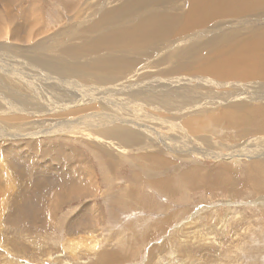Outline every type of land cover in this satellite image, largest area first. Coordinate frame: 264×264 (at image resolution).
<instances>
[{
  "label": "bare ground",
  "instance_id": "1",
  "mask_svg": "<svg viewBox=\"0 0 264 264\" xmlns=\"http://www.w3.org/2000/svg\"><path fill=\"white\" fill-rule=\"evenodd\" d=\"M82 1L76 5L80 6ZM3 6L7 21L0 17V144L8 137L21 141L24 136L35 142L28 143L29 150L17 141L12 142L13 146H0V161H9L14 170L19 167V173L30 184L25 194L28 205L36 195L60 196L68 190L66 193L75 198L78 192L90 194L101 189L99 175L95 176L86 156L78 154L75 159L74 154L80 164L42 159L37 144L55 132H88L97 138V143L91 146L85 142L101 152L98 156L112 169L119 165L118 158L106 157L104 151L121 153L120 149L126 151L142 139L141 133L128 126L130 123L146 131L150 138L176 144L183 151L217 158H264V136L260 130L252 137L249 135L247 145L233 154L209 150L202 146L200 136L196 139L193 135L209 122L242 129L252 125L254 129L264 127V121L256 123L264 120V108L260 107L264 105V0H98L93 8H87L93 10L88 13V24L83 26L80 16L79 22L69 21L68 32L72 34L59 37L52 45L56 50L45 46L50 35L38 37L40 33L33 23L24 29L19 27L24 22L16 21V6ZM10 23L17 26L12 34ZM217 31L219 34L206 37V33ZM178 56L184 58L186 70L178 71L169 61L172 58L179 62ZM159 65L166 68L161 71ZM168 67L174 73L164 74ZM33 79H42V87L54 89L57 99L41 95L39 87L30 82ZM178 88L184 95H191L187 99L195 101L189 106L169 108ZM9 93L19 97L18 103L12 102ZM223 102L235 105V111L244 107L249 117L231 110L217 114L210 110ZM162 107L169 109L163 111ZM5 109L14 112L17 123H13V114ZM59 114L63 117L54 123L46 125L44 120L40 121L32 131L25 127L33 124L28 121L32 118L57 119ZM107 135L117 141L105 140ZM139 179L151 186L159 185L165 193L173 191L171 182ZM134 182L139 183L137 178ZM135 183L134 189L126 190L125 197L136 192ZM192 185L196 186L194 179ZM263 186L264 179L257 183L259 189ZM15 207L19 210L18 221L24 222L31 212L20 208L21 205ZM71 228L69 233L73 232ZM73 239L65 247L72 249L73 254L78 248L83 251L86 243ZM113 258L119 260L113 254L106 256V260Z\"/></svg>",
  "mask_w": 264,
  "mask_h": 264
},
{
  "label": "rangeland",
  "instance_id": "2",
  "mask_svg": "<svg viewBox=\"0 0 264 264\" xmlns=\"http://www.w3.org/2000/svg\"><path fill=\"white\" fill-rule=\"evenodd\" d=\"M35 1L0 0V17L7 21L4 13L6 7L3 5L11 3L12 8L16 6L20 9L17 13L14 7L16 21L24 22V26L19 27L24 29L33 23V28L40 33L38 37L50 35L45 46L53 50L56 49L52 45L59 37L72 34L68 32L69 21L77 19L75 21L79 22L80 16L82 25L88 24V13L93 10L87 8H93L98 2L83 0L84 3L79 6L76 5L79 0ZM15 27L14 23H10L11 34ZM63 31L67 34L61 33ZM217 34L219 31L206 33V37ZM178 60L169 59L178 71L186 70L184 58L178 56ZM158 68L162 71L166 65H159ZM167 69L163 71L164 74L174 73L169 67ZM21 73L25 75L22 69ZM30 82L39 87L41 95L57 99L54 89L47 91L42 87V79ZM178 89L172 99L175 101L169 108L189 106V103L195 101L194 98L187 99L191 95H184V91ZM7 96L12 102L18 103V96L12 93ZM252 102L251 105L260 101ZM233 106L228 102L217 103L210 110L216 114L231 110L248 116L244 107L235 111ZM260 107L264 108V105ZM169 108L162 107L163 111ZM5 110L13 114L11 119L17 123L14 112ZM62 117L61 114L57 119L35 117L28 120L33 124L25 127L27 131H32L40 121L44 120L48 125ZM263 121L260 119L256 123L263 124ZM128 126L141 133L142 139L138 145L129 146L126 151L120 149L121 153L104 151L106 157L113 155L118 158L119 165L113 169L98 156L101 152L91 147L92 144L96 145L97 138L88 132H55L37 144L42 159L53 160L55 163L69 160L80 164L75 160L79 158L78 154L86 156L101 182V189L95 193L78 192L75 198L70 196V192L66 193L68 190L60 196L59 193L52 197L36 195L31 198V205H28L25 194L30 184L19 173V167L14 170L9 161H0V264H264V189L257 187V183L264 179V158L200 155L183 151L176 144H169L162 139H152L146 131L131 123ZM226 126L219 122H209L193 135L196 139L200 136L199 141L203 147L215 150L216 153L231 154L244 148L257 131L260 130L264 136V127L254 129L252 125L242 129ZM24 137H21V141L8 137L0 146H13L12 142L17 141L29 150L28 143L35 141ZM105 140L117 141V138L107 135ZM159 150L165 152L156 154ZM74 154L77 155L75 159ZM186 174L191 175L189 177ZM146 177L156 182L159 179L171 182L169 186L173 191L165 193L159 185L151 186L147 181L141 182L139 179ZM136 178L139 183L134 182ZM193 179L196 181L195 187L192 185ZM34 180L32 178L31 182ZM134 183L136 192L132 191L130 198L125 197L128 188L134 189ZM15 205H21L20 208L31 212L25 218V223L18 221L19 210ZM88 213L89 216L83 215ZM71 227L73 232L69 233ZM69 236L72 239L76 237L73 242L86 243L83 251L78 248L73 254L72 249L65 247L72 241ZM89 243L91 245L88 246ZM108 254L116 255L119 260H106Z\"/></svg>",
  "mask_w": 264,
  "mask_h": 264
}]
</instances>
